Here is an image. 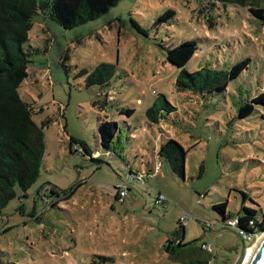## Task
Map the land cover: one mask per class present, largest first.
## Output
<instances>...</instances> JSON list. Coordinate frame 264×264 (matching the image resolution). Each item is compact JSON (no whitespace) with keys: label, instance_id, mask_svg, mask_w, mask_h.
<instances>
[{"label":"rangeland","instance_id":"rangeland-1","mask_svg":"<svg viewBox=\"0 0 264 264\" xmlns=\"http://www.w3.org/2000/svg\"><path fill=\"white\" fill-rule=\"evenodd\" d=\"M169 10L175 15L165 17ZM185 41L199 47L189 72L251 63L222 93L180 92L167 53ZM24 48L30 64L19 93L36 108L34 122L44 124L46 152L36 183L27 193L16 187L0 215V264H203L196 255L202 243L213 248L209 264H235L243 243L252 247L257 237L244 242L220 224L216 209L226 204L228 217L246 208L264 212V109L256 105L239 117L246 102L264 93V25L247 8L120 0L73 30L40 13ZM103 64L113 67L109 85L87 87L81 72ZM107 95L103 111L92 106ZM160 96L174 109L161 110L159 123H151L145 114ZM122 108L134 113L121 114ZM103 120L117 123L121 143L92 162L71 138L103 152ZM170 139L188 150L184 179L158 155ZM129 167L140 173L131 176ZM74 185L65 199L62 191ZM118 187L127 191L123 200H116ZM52 189L60 193L56 206ZM182 219L177 252L191 257L174 261L163 246L176 238Z\"/></svg>","mask_w":264,"mask_h":264},{"label":"trees","instance_id":"trees-1","mask_svg":"<svg viewBox=\"0 0 264 264\" xmlns=\"http://www.w3.org/2000/svg\"><path fill=\"white\" fill-rule=\"evenodd\" d=\"M120 0H0V215L10 200L15 198V188L27 193L40 177L41 167L46 152L44 124L38 126L33 116L36 108L25 102L19 89L28 78L29 55L25 51V44L29 41V33L33 28V19L38 14H47L51 20L66 30H73L88 22L94 21L106 14ZM206 5L214 6L220 3L222 7L227 5L245 7L253 17L264 25V0H200ZM206 7H203V10ZM175 11L169 10L165 17L174 16ZM162 19V18H161ZM208 26L213 28L212 16L207 20ZM139 28L136 22H133ZM196 41H185L175 48L168 50V62L178 69L176 87L180 92L190 91L195 94L222 93L226 91L229 83L237 79L250 65L251 59L246 58L233 65L228 71L206 67L194 72H189L186 65L198 52ZM80 76L86 77L87 87L99 85L102 88L109 85L113 77L111 65H100L93 72L82 71ZM109 95L105 101H93L94 108L103 111L109 102ZM264 109V93L259 94L250 102H246L240 109L239 117L245 118L251 115L255 106ZM172 107L165 96H160L158 101L146 111V117L151 123H159L160 111ZM133 109L122 108L121 114L131 116ZM99 141L101 150L93 152L90 146L75 138H71V144L81 146L80 153L90 158L92 162L99 161L101 153H116L119 128L116 122L103 120L99 124ZM159 157L165 159L172 171L185 178L186 150L177 141L170 139L162 145ZM159 165V164H158ZM129 173L135 177L138 172L129 167ZM78 187L72 186L67 191H62L65 199L74 195ZM51 194L59 199L60 193L55 189ZM161 195H159L160 198ZM119 200V194L116 195ZM60 199L52 204L56 206ZM159 201V199H158ZM222 215L220 224L229 228L227 222L236 219L238 232L247 235H260L264 233V212L258 215L255 210L245 209L243 214L237 217L226 215V204L216 207ZM1 221V218H0ZM178 229L174 231L175 239H168L163 246L164 252L170 259L177 261L181 258L188 260L191 255L177 252L182 248L185 225L180 220ZM230 229V228H229ZM182 236V237H181ZM202 243L196 253L203 264H209L212 255L207 253ZM189 256V257H188Z\"/></svg>","mask_w":264,"mask_h":264},{"label":"water","instance_id":"water-1","mask_svg":"<svg viewBox=\"0 0 264 264\" xmlns=\"http://www.w3.org/2000/svg\"><path fill=\"white\" fill-rule=\"evenodd\" d=\"M238 235H239V233H238ZM252 247H253V249L251 250L245 264H264V233L259 235L254 240ZM244 251H245V245L243 243L242 252L244 253ZM241 259H242V256H240L239 259H237L235 264H240Z\"/></svg>","mask_w":264,"mask_h":264},{"label":"built area","instance_id":"built-area-1","mask_svg":"<svg viewBox=\"0 0 264 264\" xmlns=\"http://www.w3.org/2000/svg\"><path fill=\"white\" fill-rule=\"evenodd\" d=\"M157 170H158V172L160 171V168L159 167H157L156 168ZM117 190H118V194H119V200H123L126 196H127V191L126 190H124L122 187H118V188H116ZM164 199L160 196V198H159V201H163ZM182 221V223H184L185 222V219H182L181 220ZM227 224H228V227L230 228V229H235L236 230V228H237V224H238V221L236 220V219H233V220H229L228 222H227ZM237 232H238V230H236ZM239 233V235H240V238L244 241V242H247L246 240H251L252 238H254V237H258L259 235H247V234H244V233H242V232H238ZM261 235V234H260ZM202 248L205 250V251H207L208 253H213V248H212V246L211 245H209V244H207V243H204L203 245H202Z\"/></svg>","mask_w":264,"mask_h":264},{"label":"bare ground","instance_id":"bare-ground-1","mask_svg":"<svg viewBox=\"0 0 264 264\" xmlns=\"http://www.w3.org/2000/svg\"><path fill=\"white\" fill-rule=\"evenodd\" d=\"M253 249V247H249V248H246L243 255H242V259H241V263L240 264H245L246 261H247V258L251 252V250Z\"/></svg>","mask_w":264,"mask_h":264},{"label":"crops","instance_id":"crops-1","mask_svg":"<svg viewBox=\"0 0 264 264\" xmlns=\"http://www.w3.org/2000/svg\"><path fill=\"white\" fill-rule=\"evenodd\" d=\"M141 100H139V102H140ZM160 166V165H159ZM161 170V169H160ZM160 172V171H159ZM117 195V194H116ZM116 197V196H115Z\"/></svg>","mask_w":264,"mask_h":264}]
</instances>
